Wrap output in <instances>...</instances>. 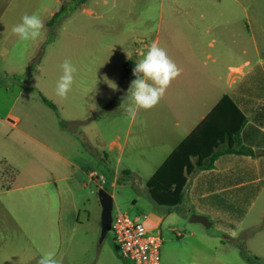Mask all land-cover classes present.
<instances>
[{"label": "rangeland", "instance_id": "obj_1", "mask_svg": "<svg viewBox=\"0 0 264 264\" xmlns=\"http://www.w3.org/2000/svg\"><path fill=\"white\" fill-rule=\"evenodd\" d=\"M66 1L0 0V175L9 190L0 199L10 217L8 225L0 224V264H36L48 251L56 252L62 264H132L119 257L111 231L100 241V189L114 194L113 214L148 217L156 204L146 186L152 151L133 145L130 119L120 108L135 79L133 69L119 76L118 69L131 42H136L133 52L145 53L154 41L165 48L166 18L199 20L190 5L213 0H90L95 15L73 12L55 30L53 45L42 50L46 23ZM134 6L148 22L124 26ZM25 13L39 15L45 24L34 42L11 32ZM65 59L78 72L67 99H61L55 87ZM98 179L105 184L99 186ZM162 232L163 245L216 243L212 228L190 220L186 227L165 224Z\"/></svg>", "mask_w": 264, "mask_h": 264}, {"label": "crops", "instance_id": "obj_2", "mask_svg": "<svg viewBox=\"0 0 264 264\" xmlns=\"http://www.w3.org/2000/svg\"><path fill=\"white\" fill-rule=\"evenodd\" d=\"M89 1L76 12L94 16ZM103 2L107 6V1ZM170 7L179 9L177 4ZM189 9L199 20H165L164 49L181 74L154 108L140 110L136 119L130 120L133 145L152 151L146 159L147 168L152 169L148 181L225 97L246 119L236 149L252 154H223L212 168L193 172L181 205L168 209L155 204L147 225L162 235L165 224L186 227L193 214L212 223L215 245H163L161 264H264V0H213L191 4ZM139 22L146 23L148 18H139L136 6L130 17L122 20L124 26ZM135 43L124 51L118 76L127 67L133 69L134 60L142 57L141 49L133 52ZM55 153L61 157L60 152ZM8 191L0 175V196ZM9 218L0 199V224L8 225ZM241 241L258 261L243 258Z\"/></svg>", "mask_w": 264, "mask_h": 264}, {"label": "trees", "instance_id": "obj_3", "mask_svg": "<svg viewBox=\"0 0 264 264\" xmlns=\"http://www.w3.org/2000/svg\"><path fill=\"white\" fill-rule=\"evenodd\" d=\"M88 1L69 0L62 3L59 11L46 23L48 37L42 50L54 41L55 30L62 22ZM40 97L46 105L57 111L54 103L42 94ZM245 123V117L232 100L228 97L223 98L148 181L147 190L151 199L160 207L177 208L183 201L188 178L193 172L212 168L214 161L223 154H252L246 149H236ZM61 125L64 128L62 122ZM239 248L243 258L250 262L258 261L248 253L243 241Z\"/></svg>", "mask_w": 264, "mask_h": 264}, {"label": "clouds", "instance_id": "obj_4", "mask_svg": "<svg viewBox=\"0 0 264 264\" xmlns=\"http://www.w3.org/2000/svg\"><path fill=\"white\" fill-rule=\"evenodd\" d=\"M44 30L45 24L39 15L25 13L21 21L12 27L11 32L20 41L34 42L41 38ZM60 67L62 74L57 80L55 94L61 99H67L75 83L78 69L68 59H65ZM180 74L181 69L168 56L165 49L157 42H152L147 51L142 53V58L135 62L132 70L135 79L130 82L120 108L124 109L128 119L135 120L140 110L152 109L160 102L172 81ZM104 80L114 90L117 88V85L107 77H104ZM36 264H62V260L57 258L56 252L48 251L41 255Z\"/></svg>", "mask_w": 264, "mask_h": 264}, {"label": "built area", "instance_id": "obj_5", "mask_svg": "<svg viewBox=\"0 0 264 264\" xmlns=\"http://www.w3.org/2000/svg\"><path fill=\"white\" fill-rule=\"evenodd\" d=\"M95 177L96 174H92ZM105 184L104 179L97 180ZM147 216L131 217L121 210L113 214L111 232L119 257L132 264H161L163 237L147 225Z\"/></svg>", "mask_w": 264, "mask_h": 264}, {"label": "water", "instance_id": "obj_6", "mask_svg": "<svg viewBox=\"0 0 264 264\" xmlns=\"http://www.w3.org/2000/svg\"><path fill=\"white\" fill-rule=\"evenodd\" d=\"M98 197L102 207V214H101L102 231H101L100 241H103V239L111 231V225L113 221L114 198L105 189H100L98 191ZM189 220L191 223L202 224L207 229L211 228L212 226L210 220L205 216L193 214Z\"/></svg>", "mask_w": 264, "mask_h": 264}]
</instances>
